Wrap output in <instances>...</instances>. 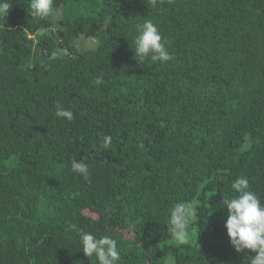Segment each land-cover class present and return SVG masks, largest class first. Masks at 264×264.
<instances>
[{
  "label": "trees",
  "instance_id": "trees-1",
  "mask_svg": "<svg viewBox=\"0 0 264 264\" xmlns=\"http://www.w3.org/2000/svg\"><path fill=\"white\" fill-rule=\"evenodd\" d=\"M8 2L0 264H98L80 230L115 239L119 264H248L222 199L244 176L264 203V0H54L44 19ZM145 20L172 61L135 60ZM80 158L87 180L71 170ZM178 202L195 213L182 246L168 230Z\"/></svg>",
  "mask_w": 264,
  "mask_h": 264
},
{
  "label": "clouds",
  "instance_id": "clouds-1",
  "mask_svg": "<svg viewBox=\"0 0 264 264\" xmlns=\"http://www.w3.org/2000/svg\"><path fill=\"white\" fill-rule=\"evenodd\" d=\"M54 0H30V14L33 17L44 19L54 12ZM156 3V0H153ZM11 3L8 0H0V18L7 16ZM137 34L134 39V56L136 61L144 62L150 59L152 62L165 64L172 61L174 57L170 54L163 42V37L151 20H145L137 26ZM103 81L98 79L97 84ZM57 119H65L71 122L74 114L71 110L57 105L55 111ZM110 141V138H106ZM107 147V143L104 145ZM71 170L81 178L87 180L89 166L83 158L71 161ZM231 188L235 193L231 197H223L222 202L227 212L224 222L229 244L237 254L246 250L255 253L248 264H264V203L250 189L249 181L240 176L232 182ZM195 215L186 202H178L169 213L168 230L174 237L177 245H188L191 243L189 225L190 219ZM79 243L85 257H95L98 264H119L121 257L117 247V241L110 236H100L90 232L79 231ZM169 264H175L174 258H169Z\"/></svg>",
  "mask_w": 264,
  "mask_h": 264
},
{
  "label": "rangeland",
  "instance_id": "rangeland-1",
  "mask_svg": "<svg viewBox=\"0 0 264 264\" xmlns=\"http://www.w3.org/2000/svg\"><path fill=\"white\" fill-rule=\"evenodd\" d=\"M56 14L58 15V13ZM76 44L79 46V48H90L93 46V40L83 37L80 40H77Z\"/></svg>",
  "mask_w": 264,
  "mask_h": 264
}]
</instances>
